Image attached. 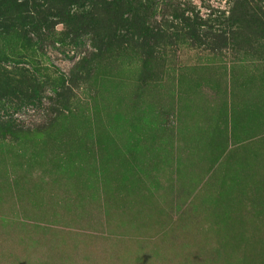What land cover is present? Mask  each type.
Masks as SVG:
<instances>
[{"label": "rangeland", "instance_id": "rangeland-1", "mask_svg": "<svg viewBox=\"0 0 264 264\" xmlns=\"http://www.w3.org/2000/svg\"><path fill=\"white\" fill-rule=\"evenodd\" d=\"M0 264H264V0H0Z\"/></svg>", "mask_w": 264, "mask_h": 264}, {"label": "trees", "instance_id": "trees-1", "mask_svg": "<svg viewBox=\"0 0 264 264\" xmlns=\"http://www.w3.org/2000/svg\"><path fill=\"white\" fill-rule=\"evenodd\" d=\"M12 1H13V0H12ZM69 18H70V19H75V18H77L78 23H80V22H84V21H86L87 18H88V16H86V15L83 14V13H81V14H77V13L75 12V13L69 15Z\"/></svg>", "mask_w": 264, "mask_h": 264}]
</instances>
